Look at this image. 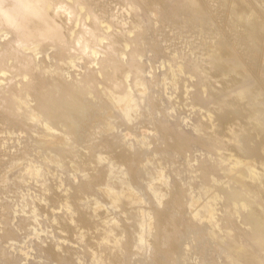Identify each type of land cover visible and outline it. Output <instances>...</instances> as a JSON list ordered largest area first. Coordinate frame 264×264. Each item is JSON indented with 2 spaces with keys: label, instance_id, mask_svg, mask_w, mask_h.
Segmentation results:
<instances>
[{
  "label": "rangeland",
  "instance_id": "rangeland-1",
  "mask_svg": "<svg viewBox=\"0 0 264 264\" xmlns=\"http://www.w3.org/2000/svg\"><path fill=\"white\" fill-rule=\"evenodd\" d=\"M197 1L180 0L176 7L175 0H49L47 14L58 23L61 42L33 37L28 50L15 41L13 27L2 30L0 17V264H59L63 258L73 264H144L149 258L151 264H264V247L252 239L264 236V0ZM93 33L90 48L84 47L83 37ZM117 63L124 82L111 76ZM129 87L134 97L149 92L134 107L142 116L120 119L121 108L105 116L106 101ZM69 100L78 107H68ZM34 112L39 116L31 118ZM236 156L258 166L255 173L249 164L240 166L246 190L237 218L226 224L233 205L228 195L244 187L229 174ZM142 167L140 179L126 173ZM108 185L130 199L114 206ZM156 191L164 196L159 205ZM139 196L144 201L135 203ZM210 204L212 218L205 214ZM156 212L143 246L164 223L169 242L141 250L139 223ZM249 217L257 224H247ZM248 238L249 249L229 251L232 242Z\"/></svg>",
  "mask_w": 264,
  "mask_h": 264
},
{
  "label": "bare ground",
  "instance_id": "bare-ground-1",
  "mask_svg": "<svg viewBox=\"0 0 264 264\" xmlns=\"http://www.w3.org/2000/svg\"><path fill=\"white\" fill-rule=\"evenodd\" d=\"M6 1H9V4H8V6H4L3 4H4V2H6ZM176 2H175V6L176 7H178L179 5H180V0H175ZM233 1V0H232ZM242 1V0H241ZM189 2L191 3V4H196L198 1L197 0H189ZM234 4V3H233ZM235 5V4H234ZM48 6H49V0H0V17H1V19L3 20V25L4 26H2V30H5L6 28H9V27H13V29H15L19 34L17 35L18 37L15 39V41H17L18 42V44L19 45H23L24 46V48L26 49V50H28V49H30V48H32V46L31 45H28V40H30L31 38H33V37H43V38H51V39H54V40H60V42H61V39H62V37H61V35H60V33H59V29H58V23L53 19V18H51V17H49V15L47 14V8H48ZM70 9V8H69ZM71 10V9H70ZM212 10V9H211ZM252 11H253V9H252ZM231 12V11H230ZM94 14V13H93ZM95 18V17H94ZM21 21H23V22H21ZM224 28V27H223ZM229 30V29H228ZM92 31V30H91ZM229 32V31H228ZM90 33V32H89ZM92 33V32H91ZM226 33V32H225ZM233 34V33H232ZM231 34V35H232ZM93 35H94V33L93 34H90V35H86V36H84L83 37V45H84V47H88L89 46V48H90V43H93V42H91V41H93ZM215 37V36H214ZM232 37V36H231ZM209 40V39H208ZM225 41V40H224ZM216 42H217V40H216ZM113 43V42H112ZM208 43V42H207ZM211 43V42H210ZM209 43V44H210ZM221 43H223V42H221ZM232 43V42H231ZM238 43V42H237ZM236 43V44H237ZM235 44V43H234ZM208 45V44H207ZM215 45V44H214ZM224 45V44H223ZM251 45V44H250ZM139 46V45H138ZM235 46V45H234ZM20 47V46H19ZM229 48H230V46H228ZM212 48V47H211ZM215 48V47H214ZM227 48V47H226ZM206 49V48H205ZM209 49V48H208ZM218 49L220 50V47H218ZM240 49V48H239ZM238 49V50H239ZM9 51L11 50V48H9L8 49ZM85 50H87V49H85ZM91 50V49H90ZM213 50V49H212ZM217 50V49H216ZM218 51V50H217ZM216 51V52H217ZM256 51V50H255ZM87 52H88V50L86 51V54H87ZM7 53V52H6ZM13 53V52H12ZM204 53V52H203ZM209 53V52H208ZM232 53V52H231ZM9 54V53H8ZM85 54V53H84ZM236 54V53H235ZM240 54V53H239ZM244 54V53H243ZM111 55V54H110ZM219 55V54H218ZM217 55V53H216V56H218ZM225 55H227V54H225ZM231 56H232V54H230ZM237 55V54H236ZM256 55H258L257 54V51H256ZM4 56V55H3ZM7 56V55H6ZM19 56H21V55H19ZM22 56L25 58L26 56H27V54L25 53V54H22ZM228 56V55H227ZM22 57V58H23ZM133 57H135L134 56V54H133ZM224 57V56H223ZM230 57V56H229ZM8 58V57H7ZM250 58H252L251 57V54H250ZM20 59V58H19ZM26 59H28V58H26ZM108 59V58H107ZM0 60H1V58H0ZM105 60V59H104ZM254 59H252V61H253ZM134 61V60H133ZM228 61V60H227ZM2 63H3V61H1ZM137 62V61H136ZM229 62H232V60L231 61H229ZM247 62V61H246ZM101 63H103V61L101 62ZM119 63H120V61H119ZM233 63V62H232ZM138 64V63H137ZM29 65V64H28ZM28 65H26V66H28ZM31 65V64H30ZM117 65H119L118 63H117ZM228 65V64H227ZM114 66H116V64L114 65ZM134 66V65H133ZM230 66V65H229ZM235 67H236V65H234ZM233 66V67H234ZM237 66H239V65H237ZM242 65H240V67H241ZM21 67H24V65L23 66H21ZM29 67V66H28ZM232 67V68H233ZM240 67H237V68H240ZM208 68V67H207ZM242 68L244 69V67L242 66ZM252 68V67H251ZM137 69V68H136ZM228 69V68H227ZM235 69V68H234ZM233 69V70H234ZM241 69V68H240ZM243 69H241V70H243ZM125 70V69H124ZM123 70V68H122V66L121 65H119V66H117V67H115V70H114V72L112 73V75L111 76H115L116 77V75L118 76H121V81H123L124 82V78H125V73L123 72L124 71ZM132 70H133V68H132ZM230 70H231V68H230ZM108 71V70H107ZM133 71H135V70H133ZM245 71V70H244ZM228 72V71H227ZM233 72V71H232ZM246 72V71H245ZM248 72V71H247ZM246 72V73H247ZM107 73V72H106ZM109 73V72H108ZM107 73V76H105L106 77V79H107V77H109V79H111V77L110 76H108L109 74ZM236 73V72H235ZM237 74V73H236ZM34 75V74H33ZM118 76V77H119ZM114 77V78H115ZM96 79V78H95ZM95 79H94V81H95ZM113 79V78H112ZM88 80V79H87ZM92 80V79H91ZM97 80V79H96ZM108 80V79H107ZM116 80H118V79H116ZM262 80V79H261ZM90 82V81H89ZM115 82V81H114ZM116 83V82H115ZM118 83H119V80H118ZM122 83V82H121ZM138 83H141V81H140V79H137L136 80V84H138ZM36 85V84H35ZM117 85H120V84H117ZM250 85H252V84H250ZM118 87V86H117ZM32 88V87H31ZM20 89V88H19ZM33 89V88H32ZM248 89H249V86H244L241 90H240V93L241 94H244L245 92H247L248 91ZM16 90H18V88L16 89ZM22 90V89H21ZM213 91V90H212ZM19 92V91H18ZM30 92H32V91H30ZM52 92V91H51ZM14 93V92H13ZM16 93V92H15ZM21 94V93H20ZM148 94H149V92H148V90L147 89H143V91L139 94V95H137V96H132V87H129L125 92H123L121 95H119V96H117V97H113V98H109L107 101H106V106L105 107H107L106 109H107V112H104L105 114L107 113L108 115H110L111 117L112 116H114V114H115V110H118V109H120L121 108V110L116 114L120 119H124V120H134V119H138V117H141L139 114H137V113H135V111H134V107L138 104V103H140V102H142L147 96H148ZM211 94V93H210ZM18 95V94H17ZM212 95V94H211ZM217 95V94H216ZM198 96V95H197ZM211 97V96H210ZM58 98V97H57ZM65 100H67V99H65ZM127 100H131L132 102H130V104L128 105V106H126V107H124L123 105H124V103L127 101ZM27 101V100H26ZM55 101V100H54ZM58 102V101H57ZM203 102V101H202ZM214 102V101H213ZM9 103H11V102H9ZM65 103H66V105L68 106V107H71V108H76V107H78V101L77 100H73V101H65ZM225 103V102H224ZM219 104V103H218ZM11 106V105H10ZM40 106V105H39ZM42 106V105H41ZM47 106V105H46ZM218 106V105H217ZM138 107V106H137ZM222 107V106H221ZM38 109H39V107H38ZM67 109V108H66ZM137 109V108H136ZM163 109V108H162ZM41 111H42V109H41ZM68 111V110H67ZM16 113H18V112H16ZM39 114V113H38ZM37 113H32L31 115H30V117L31 118H35V117H38L39 115H38ZM48 113L47 112H45V113H43V116H41L44 120H45V122L49 119V117H48V115H47ZM59 114V113H58ZM67 114V113H66ZM107 114L105 115V116H107ZM101 115H102V113H101ZM60 116V115H59ZM166 116V115H165ZM228 116H229V114H228ZM257 116V115H256ZM104 117V116H103ZM258 117V116H257ZM101 119H103V118H101ZM51 120V119H50ZM72 120V119H71ZM256 120V119H255ZM87 122V121H86ZM89 123V122H88ZM163 123L165 124V127H169L170 126V120L168 119V118H166L165 120H163ZM69 125L70 126H74V123L71 121L70 123H69ZM86 125H87V123H86ZM182 128V127H181ZM253 129V128H252ZM183 130V129H182ZM178 130H176V132H177ZM215 131V130H214ZM231 132V131H230ZM186 133H188L187 131H186ZM212 133V132H211ZM224 135V134H223ZM164 135L162 134V137L160 136V140L163 142V137ZM197 136V135H196ZM187 138H188V136H186ZM185 137V138H186ZM205 137H207V136H205ZM61 140L60 141H62V138H60ZM64 139V138H63ZM59 140V139H58ZM65 140L67 141V139L65 138ZM184 140H186V139H184ZM64 141V140H63ZM47 142V141H46ZM51 142H52V140H51ZM185 142V141H184ZM183 142V143H184ZM62 143V142H61ZM64 143H66V142H64ZM68 143V142H67ZM66 143V144H67ZM218 143H219V141H218ZM63 144V143H62ZM221 144V143H220ZM54 145V144H53ZM59 146H60V144H58ZM165 146V145H164ZM163 146V147H164ZM54 149V148H53ZM56 151V150H55ZM214 152V151H213ZM229 152V151H228ZM57 153V152H56ZM61 153V152H60ZM59 154V153H58ZM130 154V153H129ZM176 155H177V152L176 151H174V152H171L170 154H168V156H169V161H170V164H171V166L173 165V163H174V159H175V157H176ZM166 156V155H165ZM100 158V157H99ZM249 157H244V158H242V157H240V156H236V158H235V165L234 166H232V167H230V169H229V174H230V177H232V178H234L235 179V181L237 182V184H241V185H243L244 187H242V188H238V187H236V186H234L233 188H232V190H231V192H230V194L228 195V198L231 200V203L233 204L232 205V209L231 208H229L228 209V216L225 218V222H226V224L227 223H233L234 221H235V219L237 218V209H236V205H237V203L239 202V200H243L242 199V196H243V192L245 193V190H246V184H244L243 183V179H244V177H245V174H244V172H242V171H239V168H240V166H242V165H245V164H249V170H250V172L251 173H255L256 172V169H255V167L256 166H258V165H256L255 164V162L257 161H255L254 163H253V161L251 160V158L250 159H248ZM58 159H60L59 157H58ZM166 159H167V156H166ZM254 159V158H253ZM202 160V159H201ZM255 160V159H254ZM219 161H221V159L219 160ZM60 162V164H61V161H59ZM141 162V161H140ZM204 160H202V162H201V164L203 165L204 163ZM226 162H228V160L226 161ZM226 162H224L223 164H225ZM145 163V162H144ZM168 163V162H167ZM210 163V162H209ZM212 163V162H211ZM218 163V162H217ZM216 163V164H217ZM175 164V163H174ZM220 164H221V162H220ZM228 164V163H227ZM256 166H255V165ZM258 164V163H257ZM261 164L264 166V161H261ZM142 165V164H141ZM144 165V164H143ZM226 165V164H225ZM203 167V166H202ZM205 167V166H204ZM209 168H212V167H210V166H208ZM217 167V166H216ZM220 167V166H219ZM218 167V168H219ZM223 166H221L220 168H222ZM258 168V167H257ZM131 169V168H130ZM206 169H208V168H206ZM215 169H217V168H215ZM238 169V170H237ZM39 170L40 169H38V171H37V174L39 173ZM210 170H212V169H210ZM218 171H219V169H217ZM203 171H205V173H206V170H203ZM208 171H209V169H208ZM207 171V173L209 174V176H210V178L212 177L213 178V176H214V172H208ZM144 172H145V167H142V168H138V169H136V170H134V171H131V170H129L128 172H126V173H128V175L129 174H134L135 175V177H137L138 179H140V177H141V175H143L144 174ZM178 173V175H182L183 174V171H178L177 172ZM132 177V176H131ZM208 177V176H207ZM191 180V182H190V184L191 185H194V180H195V177H191L190 178ZM128 181H130V180H128ZM205 181V180H204ZM208 181H209V179H207L206 181H205V183H203V186H202V190H203V192L205 193V191L206 190H208ZM161 182L162 183H167V177H164V176H161ZM208 184H207V183ZM87 185V186H86ZM152 185H154L153 183H150L149 185H148V187H150V186H152ZM85 186L86 187H89V184H85ZM144 189H146V187H144V186H141V190H144ZM250 190V189H249ZM106 193L111 197V201H112V204L114 205V206H117L118 204H120V202L121 201H124L125 199H130V197L129 196H127V193H126V195L124 194V192H122V191H119V190H117L116 188H114V187H112V186H109L108 185V187H107V189H106ZM172 193V192H171ZM129 194V193H128ZM132 194V193H131ZM155 194H156V205H159L161 202H162V200H163V198H164V196L162 195H159L158 194V192L156 191L155 192ZM183 194V193H182ZM186 194V193H185ZM174 195V194H173ZM131 196V195H130ZM177 196V195H176ZM131 198L133 199V197L131 196ZM185 198V197H184ZM136 202L135 203H137V202H143L144 201V197L143 196H139V197H136L135 199H134ZM133 200V201H134ZM196 201H192L191 203L193 204V203H195ZM184 203V202H183ZM257 204H258V202H256ZM174 205V204H173ZM177 205V204H176ZM175 206V205H174ZM169 212H170V217H175V215L179 212V209H178V207H176V208H170L169 209ZM214 212H215V208L213 207V205H208L207 206V208H206V211H205V214H206V216L208 217V218H212L213 217V215H214ZM198 215H199V213L198 212H196V214L194 215V217L195 218H197L198 217ZM149 216H150V218H149V220L147 221V223H142V222H138L139 223V225L141 226V231H140V233L135 237V244L137 245V244H139L140 245V247H141V250H142V247H143V250L144 251H148V249H149V247L153 244L155 247L156 246H158V243H168L169 242V230H168V228H165V223H164V227L163 228H161L157 233H155L154 234V238H153V241L151 242V243H149L148 245H146L145 247L143 246V240H144V236H145V234L146 233H151L152 232V229H153V224H154V221L156 220V219H159V213H154V214H149ZM193 217V218H194ZM169 219V218H168ZM172 219V218H171ZM168 221V220H167ZM134 223V222H133ZM246 223L247 224H249V225H253V224H257L254 220H253V218H251V217H249V218H247V220H246ZM260 224H262V223H260ZM119 225V224H118ZM180 228V227H179ZM217 234V233H216ZM248 235V234H247ZM108 237H109V233H107L106 235H105V237H104V239L105 240H107L108 239ZM111 239V238H110ZM252 239H254V241H255V244L258 246V247H264V236H263V234H261L260 232H259V235H257V236H255L254 238H252ZM249 240H250V238H248L247 240H239V241H234V242H232L231 243V245H230V247H229V251L231 252V253H236L237 252V250L239 249V248H247V249H249ZM230 242V241H229ZM108 243V242H107ZM175 243V242H174ZM114 245H115V243H113ZM229 244V243H228ZM122 245V238H117V240H116V246H121ZM159 247V246H158ZM219 249V248H218ZM117 252V251H116ZM161 252H163L162 251V249H161V247H160V253ZM118 253V252H117ZM4 254H5V252H4ZM44 254V253H43ZM5 255H8V254H5ZM114 255V254H113ZM152 255V254H151ZM119 256V255H118ZM2 257H4L3 256V253L2 254H0V258H2ZM46 258V257H45ZM70 259V258H69ZM252 260V261H254V259L252 258L251 259V257L250 256H244L243 257V259L242 260ZM256 259V258H255ZM9 261V260H8ZM151 261H152V259L151 258H149L148 259V261L146 262V263H144V264H151ZM256 261V260H255ZM7 262V261H6ZM42 262V261H41ZM240 262V261H239ZM75 263V262H74ZM110 263V262H109ZM1 264H3V263H1ZM12 264V263H11ZM13 264H18L17 262H14ZM38 264H47V263H38ZM59 264H73L71 261H69L67 258H63V259H61L60 261H59ZM234 264H240V263H234ZM254 264V263H253Z\"/></svg>",
  "mask_w": 264,
  "mask_h": 264
}]
</instances>
